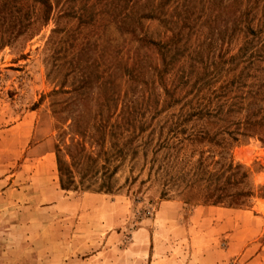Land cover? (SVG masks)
I'll return each mask as SVG.
<instances>
[{
	"label": "rangeland",
	"instance_id": "obj_1",
	"mask_svg": "<svg viewBox=\"0 0 264 264\" xmlns=\"http://www.w3.org/2000/svg\"><path fill=\"white\" fill-rule=\"evenodd\" d=\"M50 2L0 0V264H264V0ZM175 142L252 194L190 198Z\"/></svg>",
	"mask_w": 264,
	"mask_h": 264
},
{
	"label": "trees",
	"instance_id": "obj_2",
	"mask_svg": "<svg viewBox=\"0 0 264 264\" xmlns=\"http://www.w3.org/2000/svg\"><path fill=\"white\" fill-rule=\"evenodd\" d=\"M39 1L43 5V10L45 13V18H49V14L52 10V3L50 0H35ZM178 142V141H177ZM169 145L168 147L173 150L167 152L166 161L164 162L166 166H169L170 171L166 170V174L169 175V179L173 181H178L181 189L185 190L190 194V198L200 199L203 201L211 200L212 203L226 202L227 204H234L236 200H243V196H250L252 194L250 189L242 190L240 184L243 182L245 177V171H242L238 177L235 178V175L239 172L241 165L234 164L230 158L227 163L218 162L211 158L209 161L205 157H199L193 163L190 162V158H187L185 153L179 154L181 145L177 147L176 143ZM165 146L164 144H161ZM176 147V148H174ZM84 144H80L78 149V155H84ZM222 148L219 153L223 155ZM59 146L57 147V164L59 175L64 174L63 168L71 166L73 163V158L77 154H73L67 150L65 154L68 156V159L71 161L67 162L63 160L58 155ZM68 164L64 166V164ZM218 163V166L215 164ZM66 167V168H65ZM61 186L65 187L67 184L63 182V179L60 178Z\"/></svg>",
	"mask_w": 264,
	"mask_h": 264
}]
</instances>
